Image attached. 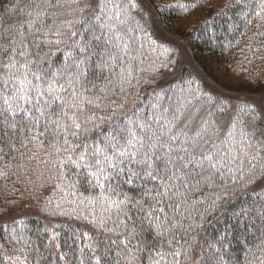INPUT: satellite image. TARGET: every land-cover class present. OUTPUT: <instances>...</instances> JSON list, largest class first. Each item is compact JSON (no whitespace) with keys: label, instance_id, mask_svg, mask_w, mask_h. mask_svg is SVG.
Masks as SVG:
<instances>
[{"label":"snow or ice","instance_id":"1","mask_svg":"<svg viewBox=\"0 0 264 264\" xmlns=\"http://www.w3.org/2000/svg\"><path fill=\"white\" fill-rule=\"evenodd\" d=\"M149 4L155 7L154 0H15L9 11L17 22L0 24V160H19L18 173L34 165L56 188L73 190L72 207L51 214L87 221L101 237H75L88 241L79 264L85 249L88 264L114 249V264H210L215 257H202L190 234L232 190L264 192V104H230L187 81L167 106L158 95L150 115L135 112L136 90L175 63L173 49L141 23ZM232 4L264 37V0L225 7ZM137 33L162 49L148 75L137 72ZM202 95L207 106L198 104ZM142 177L156 181L152 189L139 199L124 191ZM259 251L246 264H264V245Z\"/></svg>","mask_w":264,"mask_h":264},{"label":"trees","instance_id":"2","mask_svg":"<svg viewBox=\"0 0 264 264\" xmlns=\"http://www.w3.org/2000/svg\"><path fill=\"white\" fill-rule=\"evenodd\" d=\"M187 1L161 0L163 7L156 12L160 23L190 16L199 6L197 11L206 8L205 0L198 3ZM14 2L15 0H0V24L4 27L17 22V15L9 11ZM229 3L230 0L227 5ZM180 5L186 7L181 8ZM213 5H208L202 15L204 18L200 19V23L190 33L188 43L193 53L198 60L224 64L231 71L232 77L238 78L244 85L264 87V37L256 36L253 24L244 26L240 19L242 9L239 5L232 4L231 7L222 8V14V9L214 12ZM147 32L151 34L148 29ZM151 38L154 39L152 34ZM136 41L139 59L143 61L138 64L137 72L143 68L144 75H148L160 64L162 50L150 46L148 38L143 34L137 33ZM140 44H143V48L139 47ZM172 70L173 65L163 69L164 76H157L152 83L136 90L138 99H133L138 115H150L151 105L156 103L158 95L167 106L168 97L179 95L181 87L186 90L189 88L187 81H192L193 90L199 87L202 94L229 102L208 89L204 81L191 70L184 69L177 80L169 81L168 73ZM204 95L198 104L207 106ZM243 101L245 100L232 104ZM130 116L136 118L131 113ZM19 163V160H13L11 156L0 160V171L10 172L6 178L0 177V264H79V249L88 241L75 237L85 231L89 235L101 237L91 230L87 221L76 219L75 216L69 218L59 214L52 215L53 211L59 213L72 207L67 201L76 198L71 194L73 190L66 186L56 188L55 184L58 182L50 181L47 172L40 176L34 165L21 169L18 173ZM5 165L11 167L5 168ZM145 179L142 177L133 184L123 185L124 191L139 199L145 187L152 189L156 183L152 181L145 184ZM67 183L66 181L65 184ZM254 187L252 185L247 189L232 190L216 211L207 217L203 227L190 234L196 236V250L202 257H215L210 264H217L221 256L222 264H246L253 259L250 254L252 252L260 256L259 249L264 245V220L260 218L259 212L264 209V192L259 189L254 192ZM57 203L61 205V209L56 208ZM17 205L21 209H17ZM53 234H58L56 239H52ZM101 251L97 249L95 254L100 255ZM91 254L90 250L85 249V264H88L87 257ZM61 256L64 258L61 259ZM16 257L20 259L17 260ZM116 259L114 249L107 257L102 256L101 264H106V261L114 264ZM92 264H95L94 259ZM121 264L125 262L121 260ZM143 264H147V260Z\"/></svg>","mask_w":264,"mask_h":264},{"label":"rangeland","instance_id":"3","mask_svg":"<svg viewBox=\"0 0 264 264\" xmlns=\"http://www.w3.org/2000/svg\"><path fill=\"white\" fill-rule=\"evenodd\" d=\"M192 1L198 3L204 0ZM228 1L205 0L206 8L202 11H197L199 6L191 12L190 16L185 15L181 16L182 19H172L171 22L160 23L156 12L157 9L163 7L161 6L163 3H161V0H155V7L152 4L148 5L149 10L144 13V19L141 23L151 32L154 39L169 45L173 49L171 58L175 63L173 65L174 70L168 73L167 79L169 81L177 80L182 70L188 69L198 75L208 89L227 99L231 104L235 101L245 100L255 105H262L264 104V87L254 88L244 85L238 78L232 77L231 71L224 64L198 60L188 43L190 33L200 23V19L204 18L202 15L208 5L210 3L214 4L213 9L216 12L224 8ZM187 2L189 3L190 0ZM137 18L139 19V17ZM190 87L193 89L192 85ZM16 208L21 209L18 205Z\"/></svg>","mask_w":264,"mask_h":264}]
</instances>
